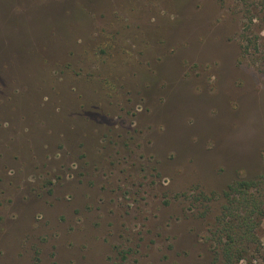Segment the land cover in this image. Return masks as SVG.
I'll use <instances>...</instances> for the list:
<instances>
[{"label": "rangeland", "instance_id": "1", "mask_svg": "<svg viewBox=\"0 0 264 264\" xmlns=\"http://www.w3.org/2000/svg\"><path fill=\"white\" fill-rule=\"evenodd\" d=\"M260 175L264 0H0V264H224Z\"/></svg>", "mask_w": 264, "mask_h": 264}, {"label": "trees", "instance_id": "2", "mask_svg": "<svg viewBox=\"0 0 264 264\" xmlns=\"http://www.w3.org/2000/svg\"><path fill=\"white\" fill-rule=\"evenodd\" d=\"M261 193H264V175L235 180L223 191L225 201L212 233L216 236L224 264H242L240 261L249 254V243H260L254 229L258 224L257 219L264 213ZM258 260L264 264V252Z\"/></svg>", "mask_w": 264, "mask_h": 264}]
</instances>
